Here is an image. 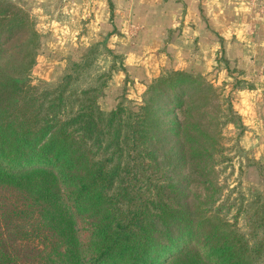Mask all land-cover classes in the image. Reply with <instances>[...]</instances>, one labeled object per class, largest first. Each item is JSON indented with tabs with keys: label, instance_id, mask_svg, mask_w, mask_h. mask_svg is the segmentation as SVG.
Instances as JSON below:
<instances>
[{
	"label": "trees",
	"instance_id": "trees-1",
	"mask_svg": "<svg viewBox=\"0 0 264 264\" xmlns=\"http://www.w3.org/2000/svg\"><path fill=\"white\" fill-rule=\"evenodd\" d=\"M29 25L0 0V184L22 189L39 207L62 257L70 264H264V202L243 211V233L198 206L195 187L210 191L220 141L207 111L212 86L179 66L149 85L140 104L123 99L105 112L98 100L111 74L91 76V48L54 87L38 91L29 76L41 68L25 47L39 33ZM223 73L239 84L238 72ZM245 85L230 89L238 118L235 92L251 90ZM10 262L0 231V264Z\"/></svg>",
	"mask_w": 264,
	"mask_h": 264
},
{
	"label": "crops",
	"instance_id": "crops-1",
	"mask_svg": "<svg viewBox=\"0 0 264 264\" xmlns=\"http://www.w3.org/2000/svg\"><path fill=\"white\" fill-rule=\"evenodd\" d=\"M52 21L59 25L45 50L54 70L60 71L73 46L113 38L117 45L110 49L124 61L113 86L128 77L134 97L176 66L199 74L222 66L240 71L251 90L235 92L234 110L260 140L256 155L264 156V0H63Z\"/></svg>",
	"mask_w": 264,
	"mask_h": 264
},
{
	"label": "rangeland",
	"instance_id": "rangeland-1",
	"mask_svg": "<svg viewBox=\"0 0 264 264\" xmlns=\"http://www.w3.org/2000/svg\"><path fill=\"white\" fill-rule=\"evenodd\" d=\"M5 1L26 14L30 23L29 31L36 30L39 33L35 43L25 47V50L33 51L37 55L35 69L45 68L42 71L44 72L42 76L46 74L45 79L32 73L29 76V85L38 91L45 85L54 87L63 76L65 68L72 63H81L91 48H94V55H90L89 58L90 61L93 60L91 76L108 77L111 74L107 86L103 89V95L98 100L100 108L105 112L114 110L123 99L140 104L146 95L148 86L177 67L161 72L158 79L155 78L156 80L148 82L149 84L139 89V94L134 97L126 89V84L129 83L128 77V80L123 81L122 79L121 83L116 82L121 84L120 86L116 88L113 86L115 80L120 77V72H117L119 74L115 72L119 66L124 64V61L122 56L114 54L116 51L110 49L117 45L116 40L106 38L99 44L88 45L87 41H83L85 42L83 47L74 48L73 46L71 48L73 53L68 57L67 62L60 65V71L54 70L55 63L47 58L45 48L49 43L50 34L55 33L59 25V22L52 20L55 15H60L63 0ZM130 30L132 34L136 31L135 28ZM79 42L80 40H77L76 44ZM12 48L11 45L5 49L11 50ZM222 67V70L220 67H215L209 74L191 71L194 77L201 78L206 84L211 85L215 92L207 111L211 112L216 119L214 121L217 124L215 131L220 133L218 147L212 144L215 151L209 162L212 169L211 189L206 191L202 185H197L195 194L200 210L206 211L204 216L225 224L229 228V230L226 229L227 231L239 229L243 233L247 230L243 211L255 204L260 207L264 202V156L256 155L254 149L260 140L248 133L250 128L247 122L243 123L230 110L231 87H245L248 82L239 77L240 82L236 80L239 84H235L233 77L229 79L225 77L226 73L222 75L225 68ZM227 69L229 72H238L242 75L240 71H232L228 67ZM51 76L54 77L51 78ZM0 231L10 251L11 262L9 264H70L66 258L62 257L63 249L43 221L39 207L35 206L18 187L0 184Z\"/></svg>",
	"mask_w": 264,
	"mask_h": 264
}]
</instances>
